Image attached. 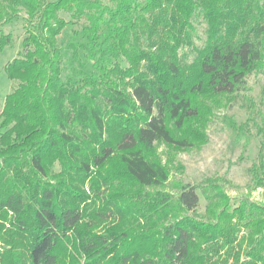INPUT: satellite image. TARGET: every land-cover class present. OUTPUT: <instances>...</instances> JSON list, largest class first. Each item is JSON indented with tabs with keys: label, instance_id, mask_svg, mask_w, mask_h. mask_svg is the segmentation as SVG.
<instances>
[{
	"label": "trees",
	"instance_id": "1",
	"mask_svg": "<svg viewBox=\"0 0 264 264\" xmlns=\"http://www.w3.org/2000/svg\"><path fill=\"white\" fill-rule=\"evenodd\" d=\"M22 12L24 53L5 67L18 86L0 113V219L11 222L0 264H264V205L200 221L196 186L143 192L169 180L148 157L157 144L193 147L177 133L207 101L237 100L264 73V0H0V25ZM82 21L71 49L96 71L66 81L58 39ZM260 135L253 190L264 187ZM104 221L116 225L95 232Z\"/></svg>",
	"mask_w": 264,
	"mask_h": 264
},
{
	"label": "rangeland",
	"instance_id": "2",
	"mask_svg": "<svg viewBox=\"0 0 264 264\" xmlns=\"http://www.w3.org/2000/svg\"><path fill=\"white\" fill-rule=\"evenodd\" d=\"M102 1L108 3V0ZM84 23L82 21L68 26L58 39L64 51L63 79L66 81H78L96 71L94 61L87 59L82 50L79 51V59H76L71 49V45L82 42ZM196 25L195 43L201 46L206 38V25L201 20ZM1 34L12 36L9 45H2ZM27 34V15L24 12L11 23L0 25V113L5 99L18 86L17 81L8 77L5 67L24 53L23 41ZM117 62L119 61H107V65ZM246 89L237 100L232 97L208 100L211 109L207 110L208 113L204 112L200 122L188 125L177 133L180 137L192 140L193 147L181 150L163 143L157 144L148 157L159 161L168 169L169 180L163 187L148 188L143 192H162L176 198L182 184L196 186L200 197L197 209L200 221H203L204 216L210 215L209 210L217 214L225 206L238 208L242 202L264 205V187L253 190L249 173L259 159L262 141L260 129L264 130V73L250 76ZM59 171L60 166L56 164L53 172ZM217 177L221 178L220 182L215 180ZM136 190L139 188L130 186L123 192L132 196ZM86 191H89L88 186ZM212 198L215 200L211 201ZM0 224L3 225V235L0 237L2 251L3 246L7 247L4 239L7 230L11 228V222L0 219ZM115 225L111 221H104L96 227L95 232L103 233ZM15 252L24 256L23 249Z\"/></svg>",
	"mask_w": 264,
	"mask_h": 264
}]
</instances>
